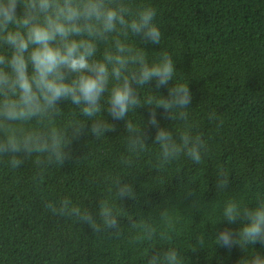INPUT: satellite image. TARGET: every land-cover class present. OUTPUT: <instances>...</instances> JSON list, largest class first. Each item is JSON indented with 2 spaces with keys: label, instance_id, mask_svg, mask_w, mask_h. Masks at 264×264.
<instances>
[{
  "label": "clouds",
  "instance_id": "1",
  "mask_svg": "<svg viewBox=\"0 0 264 264\" xmlns=\"http://www.w3.org/2000/svg\"><path fill=\"white\" fill-rule=\"evenodd\" d=\"M157 17L154 5L135 0H0V163L17 170L28 162L38 182L49 168H62L73 159L74 142L88 135L96 144L108 138L106 133L116 130L110 117L124 122L119 163L130 169L128 174L140 171L136 164L150 145L158 149L156 163L147 166L155 173L182 157L202 164L209 146L190 119L188 80L177 77L174 56L166 47L150 55L141 46H161L164 33ZM145 87L153 93L166 88L167 95H147L142 101ZM144 106L150 108L147 125L155 129L150 143L143 118L138 123L130 118ZM158 108L180 127L161 126ZM206 118L222 124L215 111ZM127 175L103 177L107 194L98 199L95 213L67 196L46 201L44 209L86 224L98 238L123 240L140 252L144 264H188L185 252L205 249L207 238L213 246L239 247L242 255L235 264H264V253L253 247H264V193L251 206L229 197L218 221L239 226L224 227L211 237L194 229L192 246L182 251L160 243L175 231V203L166 200L147 212L137 208L136 214L124 215L128 210L122 202L138 200ZM229 184L228 172H221L215 177L216 193ZM186 192L193 197L191 207L200 210V195Z\"/></svg>",
  "mask_w": 264,
  "mask_h": 264
},
{
  "label": "trees",
  "instance_id": "2",
  "mask_svg": "<svg viewBox=\"0 0 264 264\" xmlns=\"http://www.w3.org/2000/svg\"><path fill=\"white\" fill-rule=\"evenodd\" d=\"M135 2L158 9L162 44L141 46L150 55L160 47L173 54L177 77L189 82L190 119L204 134L208 153L200 165L182 157L155 173L147 166L156 163L158 149L150 145L136 164L140 171L128 174L130 169L119 163L124 122L108 117L116 125L114 132L106 133L108 138L96 144L88 135L74 142L73 159L62 168H49L38 182L30 163L17 170L0 163V264H144L140 252L123 240L98 238L86 224L54 217L44 209L46 201L67 196L95 213L98 199L107 194L103 177L108 173L128 174L124 178L138 196L122 202L128 210L125 216L136 214L137 208L147 212L166 200L176 204L175 231L160 243L174 244L182 251L192 246L194 229L211 237L224 227L239 226L218 221L229 197L251 206L256 195L264 193V0ZM158 91L167 95L166 88ZM140 92L142 101L147 95H160L147 87ZM137 111L130 118L136 123L143 118L150 143L155 134L147 125L150 108ZM209 111H215L222 124L208 121ZM157 119L161 126L180 127V122L167 119L162 108L157 109ZM225 171L229 188L216 193L215 177ZM187 190L200 195V210L191 207L193 197ZM153 222L160 223L155 216ZM122 227L127 230L126 224ZM253 247L264 253L259 243ZM185 255L188 264H235L242 250L213 246L207 238L205 249L187 250Z\"/></svg>",
  "mask_w": 264,
  "mask_h": 264
}]
</instances>
